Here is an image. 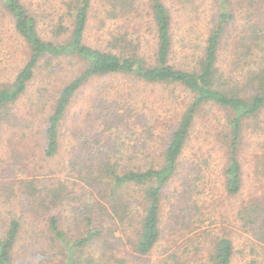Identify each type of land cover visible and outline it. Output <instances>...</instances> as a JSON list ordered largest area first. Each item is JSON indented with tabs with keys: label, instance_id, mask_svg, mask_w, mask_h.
<instances>
[{
	"label": "trees",
	"instance_id": "16d2710c",
	"mask_svg": "<svg viewBox=\"0 0 264 264\" xmlns=\"http://www.w3.org/2000/svg\"><path fill=\"white\" fill-rule=\"evenodd\" d=\"M176 1L177 6H166L164 0H148V54L143 33L126 25L139 17V0H58V10L49 0H0V33L23 53L12 76L0 80V138L7 131L19 135L22 165L35 168V156L46 163L60 157V128L83 87L104 79L130 85L125 95L97 92L91 108L98 116L86 114L74 123L66 165L58 168L62 177L42 188L33 180L22 199L30 213L20 211L1 222L0 264H17L18 250L40 239L39 256L45 260L50 253L46 261L52 264H231L230 232L201 228L208 220L206 160L194 157L197 163L180 184L176 201L167 210L165 205L205 108L224 115L222 128L213 134L223 150V194L241 195L245 136L264 126V12L255 25L240 27L235 17L240 5L211 0V19L197 43L191 39L193 24L181 25L173 15L199 11L186 6L192 0ZM42 5L61 12L48 34L39 27L42 10L34 7ZM243 6H264V0H245ZM90 20L95 44L86 33ZM61 65L74 68L72 76L49 90ZM32 84L37 87L33 99ZM24 97L29 103L19 110ZM153 105L162 113L152 112ZM137 127L143 129L141 141ZM258 164L264 171V162ZM254 193L243 197L232 217L255 239L258 260L251 264H260L264 191ZM41 209L45 218L38 222ZM37 223L42 224L24 230ZM157 248L160 257L153 260Z\"/></svg>",
	"mask_w": 264,
	"mask_h": 264
},
{
	"label": "rangeland",
	"instance_id": "374dc122",
	"mask_svg": "<svg viewBox=\"0 0 264 264\" xmlns=\"http://www.w3.org/2000/svg\"><path fill=\"white\" fill-rule=\"evenodd\" d=\"M51 1V5L55 6V10L59 9L58 0ZM166 6H177L176 0H164ZM236 6L237 13L235 14L236 21L238 26L243 27L246 25H255L260 19L261 13L264 12V6H243L245 0H232ZM94 2V0H93ZM212 1L211 0H192L190 3H187L186 6H192V10H198V13L191 14L190 17L184 16L181 17L178 13L173 15L174 20L178 23L188 24V28L193 24V35L191 39L195 40L197 43L201 42L204 39V30L211 19L212 14ZM54 6L42 5L34 6L42 10L40 29L44 30V33L48 34V29L57 18V11L53 10ZM137 12L139 14L138 18L133 20L128 19L127 27L129 29L138 30V32L143 33V45L147 49L146 52L151 54L152 51V41H151V26H150V11L148 0H139L137 5ZM263 17V16H262ZM89 28L86 33L89 35V42L95 44V22L90 20ZM185 21H188L187 23ZM3 25V24H2ZM3 27V26H1ZM238 27V31L241 28ZM185 29V25L183 29ZM179 31V32H180ZM179 36V35H177ZM178 38V37H177ZM7 37L5 34L0 33V80H6L11 77L14 73L13 66L19 63L21 58H23V53L21 52V46L17 43L9 44L7 42ZM146 42V43H145ZM10 57V58H9ZM18 61V62H17ZM74 68L69 66L61 65L59 73L49 80L50 86L49 90L52 88H58L64 85L67 80L72 76L71 71ZM124 80L117 79L113 80H100L92 82L89 85L83 87L80 92L77 94L75 99L72 102L71 108L66 115L61 128H60V157L50 160L49 162L41 161L40 157L35 156L34 162L36 164L35 168L29 166V164L22 165L24 162L20 159L19 154L22 149H20L21 144L16 141L19 138L18 134L12 132H3L0 138V224L3 221H6L7 218H10L13 215L19 214L21 211H26L25 213H30L31 207L25 205L26 202L22 199L27 196V189L30 188V185H33V180H37L40 185L53 184L57 179L61 178L60 170L58 169L61 165H66L64 161V156L67 152L70 151V145L72 144L73 138V125L77 122L78 117L83 118L87 114H90L92 117L98 116L96 114V109L91 108V103L93 100H98L99 95L97 92L100 90L105 94H114L118 92L120 95H125L129 91V83L123 82ZM43 83H41L42 85ZM37 87L31 85L29 89V95H32V99L35 96V90ZM159 100L158 93H156ZM106 99V97H102ZM153 101V99H150ZM29 98L24 97L22 101L18 104L19 110L24 108L25 105H28ZM157 105H153L152 112H158L156 114L162 113L163 110L158 109ZM167 108V107H166ZM176 110L177 107H173L171 111ZM167 110V109H166ZM96 115V116H95ZM151 115H155L152 114ZM224 122L223 113L215 108H205L203 110L201 117L196 123L194 132L189 139L188 144L183 150L182 156L180 158V163L177 171V175L171 181L169 185V194L168 199L165 205V210L168 209L169 205H172L176 201L177 193L180 190V184L183 182L185 175H189L191 172V167L196 165L195 156L197 155L200 158V162L206 160L207 167L202 173L203 181L205 184L204 195H205V204L207 205V210L205 216L208 219L203 221L201 228L204 229H213L214 232H219L220 228L223 231L230 232V239L233 245V256L231 264H251L253 259H256L253 250V244L256 243L255 239L251 237L247 231H244L241 228V225L237 224L233 220L232 214L235 211L236 207L243 200V197L251 195L255 191H264V171L260 166V162H264V126L261 129L256 131H250L245 136L244 145L241 152V168H242V193L239 197L228 198L223 194L222 188V165H223V150L219 148V144L216 139H214V131H218L222 128ZM136 133L141 131L142 128L137 127ZM139 137L138 141L144 139V133L139 132L136 134ZM18 136V137H17ZM79 138V137H78ZM155 150L159 152V141L160 138H156ZM81 140V139H80ZM10 141V143H8ZM32 141V140H30ZM18 149V151H16ZM208 154V155H207ZM70 153H68V156ZM67 156V155H66ZM260 161V162H258ZM39 163V165H37ZM40 166V167H38ZM262 166V165H261ZM263 167V166H262ZM47 180V183H46ZM48 181H51L48 183ZM38 188V187H37ZM42 188V187H41ZM40 188V189H41ZM44 189V188H43ZM45 190V189H44ZM257 194V193H256ZM255 195V193L253 194ZM24 196V197H23ZM23 197V198H22ZM45 209H41L39 215L36 217L38 222H40L45 217H40V214H43ZM37 215V211H33ZM46 216V215H45ZM42 223H37L36 227L25 226L24 230H31L37 228ZM115 236H119L118 233ZM41 240V239H40ZM38 241L28 247L24 251H19L16 257L17 264H52L50 261H46L49 257L51 259V254L48 253L45 260L40 258V253L42 251L43 241ZM19 248V247H18ZM161 248H157L153 251V260H157L160 257ZM45 256V255H42ZM263 260V259H262ZM37 261V263L35 262ZM264 264V260L260 263Z\"/></svg>",
	"mask_w": 264,
	"mask_h": 264
}]
</instances>
